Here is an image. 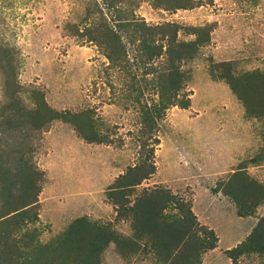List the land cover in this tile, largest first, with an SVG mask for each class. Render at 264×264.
Masks as SVG:
<instances>
[{"label": "rangeland", "instance_id": "1", "mask_svg": "<svg viewBox=\"0 0 264 264\" xmlns=\"http://www.w3.org/2000/svg\"><path fill=\"white\" fill-rule=\"evenodd\" d=\"M97 2L110 20L113 10L103 0ZM193 3L176 10L157 7L156 0L123 4L131 17L151 25H174L179 41L201 42L190 57L179 61L189 77L183 92L190 106L168 108L149 132L144 108L159 97L153 73H148L151 63H144L137 44L127 42L128 60L115 66L96 42L81 35L91 19L96 22L101 15L86 18L95 7L93 0H0V164L10 158L17 161L20 153L14 149H19L43 172L39 218L27 225L38 229L42 242L80 216L112 223L121 234L130 235L133 220L126 208L120 213L108 189L130 167L152 163L154 172L128 197L133 201L145 189L164 187L188 202L198 223L213 228L219 237L201 264H233L226 250L246 240L264 216V199L253 215L240 216V206L223 188L241 165L264 187V161L250 162L264 154V123L246 114L216 67L227 61L235 74L264 71V0ZM206 26L210 35L208 30L194 32ZM166 60L164 54L152 67L164 68ZM43 101L57 111L86 112L104 142L86 141L62 119L45 130L35 127L31 117L23 128L14 125L13 116L20 117L14 110L17 103L29 113ZM6 201L0 194V208ZM250 206L254 203L248 200L244 207ZM164 213L172 219L183 212L173 204ZM240 260L258 264L264 253L244 254ZM103 262L173 264L159 262L144 243L128 258L111 243Z\"/></svg>", "mask_w": 264, "mask_h": 264}, {"label": "trees", "instance_id": "2", "mask_svg": "<svg viewBox=\"0 0 264 264\" xmlns=\"http://www.w3.org/2000/svg\"><path fill=\"white\" fill-rule=\"evenodd\" d=\"M93 2L95 7L89 8L86 18L94 14L101 15L96 22L91 19L81 35L96 42L115 66H122L128 60L127 42L137 44L138 51L143 54L144 63H151L148 73H153L152 81L159 97L152 106L144 108V122L148 131L152 132L157 120L168 108L175 105L182 108L190 106L191 99L183 92L189 77L181 70L179 61L190 57L201 42L199 38L179 41L177 30L170 23L151 25L143 19L129 16L123 9L125 0H103L105 7L109 11L113 10L110 19L113 20L112 23L97 0ZM156 6L176 10L190 8L194 3L193 0H156ZM205 30L210 35L208 26L194 29V32L198 34ZM164 39L165 42L162 41ZM164 54L167 55V66L152 67L153 62ZM216 67L222 70L220 76L226 79L245 106L246 114L259 118L264 123V71L255 69L235 74L227 61L217 64ZM13 93L15 90H12ZM12 108L14 109L13 105ZM23 109L17 103L14 110L20 117L15 115L12 118L14 125L19 128L25 126L28 117L32 118L35 127L42 129L48 128L53 120L62 119L73 124L86 141L104 142V138L96 132L91 118L84 111H57L46 101L39 103L29 113H23ZM14 152L20 153L17 161L10 158L0 164V194L7 198L0 208V264H104L103 254L111 243L116 245L124 258L131 257L144 243L145 246H151L159 262L201 264L203 254L217 247L219 237L215 230L199 224L192 206L167 188L145 189L133 201L129 199L130 191L154 172L153 163L149 167H130L108 189L109 197L120 213L126 208L133 220L130 235L121 234L112 223H102L91 220L88 216H80L62 232L42 242L38 237V229L27 225L39 218L37 206L41 186L38 183L42 181L43 172L29 164L22 155V150L14 149ZM262 161L263 153L250 159L256 165ZM13 162L18 165L11 164ZM247 167H238L223 187L225 194L240 206V216L253 215L257 205L264 199L263 185L246 173ZM248 200L254 203L253 207H244ZM173 204L178 205L183 213L170 219L164 212ZM251 253H264V216L258 220L246 240L226 250L233 264H244L240 257ZM258 264H264V261Z\"/></svg>", "mask_w": 264, "mask_h": 264}, {"label": "crops", "instance_id": "3", "mask_svg": "<svg viewBox=\"0 0 264 264\" xmlns=\"http://www.w3.org/2000/svg\"><path fill=\"white\" fill-rule=\"evenodd\" d=\"M43 202V201H42Z\"/></svg>", "mask_w": 264, "mask_h": 264}]
</instances>
